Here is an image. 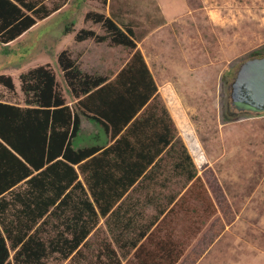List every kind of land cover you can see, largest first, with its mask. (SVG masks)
<instances>
[{"label":"trees","instance_id":"trees-1","mask_svg":"<svg viewBox=\"0 0 264 264\" xmlns=\"http://www.w3.org/2000/svg\"><path fill=\"white\" fill-rule=\"evenodd\" d=\"M47 1L0 0V44L15 41L63 7L49 9ZM87 20L101 24L115 44L134 53L111 81L87 73L67 52L59 56L80 115L66 105L55 74L46 66L21 76L26 107L0 101V264H12L7 242L15 251L14 264H48L53 255L62 260L74 254L85 258L81 248L101 218L116 246L134 251L127 264H178L185 241L171 228L172 219L189 216V201L211 214L214 204L144 56L136 50L132 32L126 37L111 18L97 12L87 14ZM95 37L82 30L76 41ZM1 81L14 89L11 78ZM81 116L101 126L112 143L75 150L72 142ZM188 132L187 144L198 152L196 138ZM173 178L183 181L187 190L182 204L166 212L157 188L167 189ZM136 192L144 198L133 197ZM170 200L173 204L174 198ZM150 208L157 216L146 223ZM42 221L50 232L39 225ZM95 264H120L119 256L106 245Z\"/></svg>","mask_w":264,"mask_h":264},{"label":"rangeland","instance_id":"rangeland-1","mask_svg":"<svg viewBox=\"0 0 264 264\" xmlns=\"http://www.w3.org/2000/svg\"><path fill=\"white\" fill-rule=\"evenodd\" d=\"M57 4L63 7L15 41L0 44V101L26 107L21 76L46 66L55 74L66 105L80 115L78 99L65 82L59 56L67 52L87 73L113 80L134 49L115 44L101 24L87 20V14L97 12L111 18L126 37L132 32L136 50L144 56L178 137L187 146L214 204L211 214L189 201V216L180 214L179 220L172 219L171 228L185 241L178 264H264V112L241 110L230 99L240 65L254 55L264 57V0L46 2L49 9ZM82 30L92 31L96 37L77 42ZM3 77L12 79L13 90L2 84ZM80 124L72 142L75 150L112 143L93 121L81 116ZM186 129L196 138L198 152L188 146ZM79 180L83 182L81 175ZM169 181L167 189L157 188L156 193L166 212L175 208L174 204H182L187 190L183 181ZM139 192L133 197H139ZM146 216L147 223L155 219L157 211L147 209ZM41 227L50 232L44 224ZM47 235L44 233L45 238ZM86 243L81 248L85 258L74 254L62 260L53 255L47 263L95 264L106 245L117 252L120 264H127L134 253L116 246L103 218ZM7 245L14 264L15 251L9 242Z\"/></svg>","mask_w":264,"mask_h":264},{"label":"water","instance_id":"water-1","mask_svg":"<svg viewBox=\"0 0 264 264\" xmlns=\"http://www.w3.org/2000/svg\"><path fill=\"white\" fill-rule=\"evenodd\" d=\"M230 99L234 104L264 112V57L251 58L240 65L230 87Z\"/></svg>","mask_w":264,"mask_h":264},{"label":"crops","instance_id":"crops-1","mask_svg":"<svg viewBox=\"0 0 264 264\" xmlns=\"http://www.w3.org/2000/svg\"><path fill=\"white\" fill-rule=\"evenodd\" d=\"M79 175H81V174H79ZM82 179H83V177H82ZM82 183H83V185H84L85 189L88 191V189H87V186H86V184L84 183V180H83V182H82ZM139 197L141 198V196H139ZM137 198H138V197H137ZM143 198H144V197H143ZM143 198H142V199H143Z\"/></svg>","mask_w":264,"mask_h":264}]
</instances>
